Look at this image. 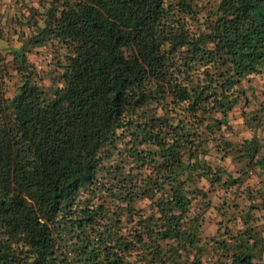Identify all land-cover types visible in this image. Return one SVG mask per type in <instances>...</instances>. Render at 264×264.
Listing matches in <instances>:
<instances>
[{"label":"trees","instance_id":"16d2710c","mask_svg":"<svg viewBox=\"0 0 264 264\" xmlns=\"http://www.w3.org/2000/svg\"><path fill=\"white\" fill-rule=\"evenodd\" d=\"M33 13L0 47V264H264V80L250 110L242 87L264 76V0ZM45 44L47 86L26 56ZM240 101L250 135L233 141ZM241 183L246 208L202 236L208 195Z\"/></svg>","mask_w":264,"mask_h":264},{"label":"rangeland","instance_id":"374dc122","mask_svg":"<svg viewBox=\"0 0 264 264\" xmlns=\"http://www.w3.org/2000/svg\"><path fill=\"white\" fill-rule=\"evenodd\" d=\"M48 2L49 0H0V47H4L7 45H19L22 39L29 33L30 30V28L26 26L25 23L27 15H29L30 12V7H32L33 9V15L35 19L40 23L41 15L39 17V13L44 10V8L48 5ZM197 2L201 4L202 2H204V0H197ZM32 18L33 16H31L29 20L31 21ZM53 55L54 52L51 50L48 44L31 47L26 51L27 59L37 71V77H39L37 80H39V82L43 86H47L51 82L50 79L52 73L49 71V68L53 63L49 59ZM263 80V74H255L253 76H250L249 79H243L242 87L245 88V94L249 97V102L244 108L245 110H250L252 109V107L257 106V103L260 101L258 99L262 98L263 94L261 93V89ZM252 89L254 90V92H252ZM252 93H254V95H252ZM241 103L242 102L240 101L232 109L230 114V122L233 125L234 132L230 135L228 134L227 137L232 139L233 141H239L241 137H248L250 135V130L246 128L242 121L240 113ZM256 133L258 135V139L262 141L263 145L261 153L264 155V129L261 128L260 130L256 131ZM222 163L228 169H231V171H233L234 168H237L242 172L244 170V168H240L241 162L235 161V158L233 156L225 157ZM233 173L235 174V171H233ZM244 173H242L241 176H244ZM252 174H254V172ZM258 177L261 179L264 177V175L262 173H258L257 178ZM243 181H245V179ZM208 198L210 204L201 212L202 236L214 235L216 229H218L219 227V223L228 221L233 222V218L231 217V215L233 217L235 216L236 218L238 217V212H235L234 209H245L247 206L246 203L248 201V199L244 195L242 183L238 187L228 189V194L219 191L218 196L210 193L208 195ZM199 205H197V207ZM218 206H222L223 210H217ZM225 208H228L229 211ZM244 209L241 210V212H243Z\"/></svg>","mask_w":264,"mask_h":264}]
</instances>
